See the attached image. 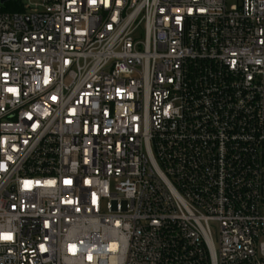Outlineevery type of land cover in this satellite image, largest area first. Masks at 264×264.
<instances>
[{"label":"built area","instance_id":"2783aa9c","mask_svg":"<svg viewBox=\"0 0 264 264\" xmlns=\"http://www.w3.org/2000/svg\"><path fill=\"white\" fill-rule=\"evenodd\" d=\"M0 264H264V0H0Z\"/></svg>","mask_w":264,"mask_h":264},{"label":"water","instance_id":"95a60500","mask_svg":"<svg viewBox=\"0 0 264 264\" xmlns=\"http://www.w3.org/2000/svg\"><path fill=\"white\" fill-rule=\"evenodd\" d=\"M5 1H7V0H2V2H5Z\"/></svg>","mask_w":264,"mask_h":264},{"label":"rangeland","instance_id":"374dc122","mask_svg":"<svg viewBox=\"0 0 264 264\" xmlns=\"http://www.w3.org/2000/svg\"><path fill=\"white\" fill-rule=\"evenodd\" d=\"M217 233H215V235H216Z\"/></svg>","mask_w":264,"mask_h":264},{"label":"snow or ice","instance_id":"6c2138e0","mask_svg":"<svg viewBox=\"0 0 264 264\" xmlns=\"http://www.w3.org/2000/svg\"><path fill=\"white\" fill-rule=\"evenodd\" d=\"M8 238H10V237H8Z\"/></svg>","mask_w":264,"mask_h":264}]
</instances>
